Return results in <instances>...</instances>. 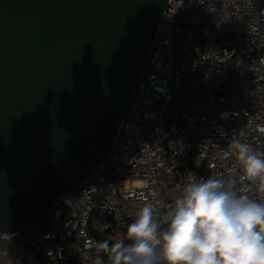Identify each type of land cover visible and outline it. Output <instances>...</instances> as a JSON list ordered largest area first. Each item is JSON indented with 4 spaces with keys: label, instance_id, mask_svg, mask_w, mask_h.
Segmentation results:
<instances>
[{
    "label": "built area",
    "instance_id": "2783aa9c",
    "mask_svg": "<svg viewBox=\"0 0 264 264\" xmlns=\"http://www.w3.org/2000/svg\"><path fill=\"white\" fill-rule=\"evenodd\" d=\"M169 0L104 163L66 196L49 226L0 233L18 264H113L148 203L161 228L192 180L239 175L234 143L264 153V0ZM248 195L264 202L258 188ZM71 245L73 253H68Z\"/></svg>",
    "mask_w": 264,
    "mask_h": 264
},
{
    "label": "water",
    "instance_id": "95a60500",
    "mask_svg": "<svg viewBox=\"0 0 264 264\" xmlns=\"http://www.w3.org/2000/svg\"><path fill=\"white\" fill-rule=\"evenodd\" d=\"M169 0H0V233L104 163Z\"/></svg>",
    "mask_w": 264,
    "mask_h": 264
},
{
    "label": "clouds",
    "instance_id": "9594fccd",
    "mask_svg": "<svg viewBox=\"0 0 264 264\" xmlns=\"http://www.w3.org/2000/svg\"><path fill=\"white\" fill-rule=\"evenodd\" d=\"M232 148L238 176L187 183L164 228L145 204L127 225L129 243L99 248L112 253L113 264H264V202L248 195L254 187L264 194V153L239 142Z\"/></svg>",
    "mask_w": 264,
    "mask_h": 264
},
{
    "label": "crops",
    "instance_id": "0c3cea01",
    "mask_svg": "<svg viewBox=\"0 0 264 264\" xmlns=\"http://www.w3.org/2000/svg\"><path fill=\"white\" fill-rule=\"evenodd\" d=\"M0 264H18L15 251L9 252L7 256H1Z\"/></svg>",
    "mask_w": 264,
    "mask_h": 264
},
{
    "label": "rangeland",
    "instance_id": "374dc122",
    "mask_svg": "<svg viewBox=\"0 0 264 264\" xmlns=\"http://www.w3.org/2000/svg\"><path fill=\"white\" fill-rule=\"evenodd\" d=\"M67 250H68V253H73V248H72V246L71 245H69L68 247H67Z\"/></svg>",
    "mask_w": 264,
    "mask_h": 264
},
{
    "label": "trees",
    "instance_id": "16d2710c",
    "mask_svg": "<svg viewBox=\"0 0 264 264\" xmlns=\"http://www.w3.org/2000/svg\"><path fill=\"white\" fill-rule=\"evenodd\" d=\"M49 223H50V221L48 222L47 226H49ZM61 264H75V263H61Z\"/></svg>",
    "mask_w": 264,
    "mask_h": 264
}]
</instances>
